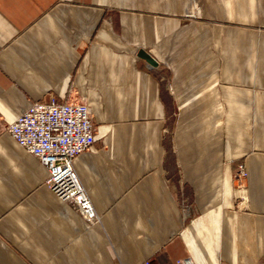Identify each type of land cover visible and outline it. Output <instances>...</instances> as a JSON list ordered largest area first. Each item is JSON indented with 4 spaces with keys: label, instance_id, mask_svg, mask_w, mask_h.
<instances>
[{
    "label": "crops",
    "instance_id": "0c3cea01",
    "mask_svg": "<svg viewBox=\"0 0 264 264\" xmlns=\"http://www.w3.org/2000/svg\"><path fill=\"white\" fill-rule=\"evenodd\" d=\"M69 92L94 122L73 162L92 223L2 128ZM185 256L264 264V1L0 0V264Z\"/></svg>",
    "mask_w": 264,
    "mask_h": 264
},
{
    "label": "built area",
    "instance_id": "2783aa9c",
    "mask_svg": "<svg viewBox=\"0 0 264 264\" xmlns=\"http://www.w3.org/2000/svg\"><path fill=\"white\" fill-rule=\"evenodd\" d=\"M264 1V0H263ZM68 95L57 99L52 93L34 100L14 121L5 125L15 142L47 169L44 184L88 223L97 214L75 169L74 159L94 142L91 109L83 98ZM237 177L244 175L237 166ZM180 191V209L187 220L191 202ZM143 264H147L145 260ZM175 264H194L189 256L177 258Z\"/></svg>",
    "mask_w": 264,
    "mask_h": 264
},
{
    "label": "water",
    "instance_id": "95a60500",
    "mask_svg": "<svg viewBox=\"0 0 264 264\" xmlns=\"http://www.w3.org/2000/svg\"><path fill=\"white\" fill-rule=\"evenodd\" d=\"M137 55L140 57V58H143L144 60H146L148 63L152 64V65H155V60L153 59V57L147 53L146 51H143V50H139L137 52Z\"/></svg>",
    "mask_w": 264,
    "mask_h": 264
},
{
    "label": "bare ground",
    "instance_id": "6f19581e",
    "mask_svg": "<svg viewBox=\"0 0 264 264\" xmlns=\"http://www.w3.org/2000/svg\"><path fill=\"white\" fill-rule=\"evenodd\" d=\"M176 144V143H175Z\"/></svg>",
    "mask_w": 264,
    "mask_h": 264
}]
</instances>
